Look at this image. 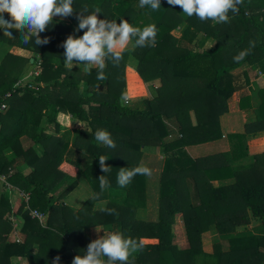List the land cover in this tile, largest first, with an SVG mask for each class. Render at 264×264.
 <instances>
[{"label":"trees","instance_id":"obj_1","mask_svg":"<svg viewBox=\"0 0 264 264\" xmlns=\"http://www.w3.org/2000/svg\"><path fill=\"white\" fill-rule=\"evenodd\" d=\"M138 5L139 0H73V16L53 18L40 34L50 38L46 45L23 44L18 30H10L16 37L10 39L0 29V46L31 52L25 57L8 49L0 57V103L7 104L0 113V264H14V258L53 264L57 256L71 264L83 255V231L91 227L142 243L134 264H264V224L258 232L238 230L251 216L264 217V152L253 155L252 163L242 162L248 135L264 130V88L258 90L255 120L242 132L225 135L231 149L201 157L186 151L224 137L219 119L236 90L232 71L244 63L264 68V0H244L238 14L228 13L226 24L188 17L167 0L157 11ZM85 6L89 12L99 8L100 19L120 23L123 18L140 28L155 24L156 46L124 51L118 66L106 62L104 80L97 79L95 67L90 72L84 65L66 67L60 45L69 35H83L74 29ZM175 28L178 37L171 33ZM209 39L213 44L200 49ZM249 41H256L251 54L234 62ZM154 81L159 83L155 95L142 98V107L120 100L122 93L128 100L141 95L144 84ZM249 100L241 97L240 107H250ZM68 117L85 128L70 129ZM97 129L111 134L114 149L95 140ZM145 148L164 156L156 221L137 216L146 203L145 176L137 175L126 187L116 181L120 168L138 166ZM100 156L111 166L105 174L110 186L102 193ZM227 178L234 183L212 184ZM79 181L100 196L89 195L75 208L65 199ZM14 189L28 199L13 205ZM178 215L185 247L175 241ZM11 217L21 220L22 241L10 239ZM211 226L219 241L205 252L202 235Z\"/></svg>","mask_w":264,"mask_h":264},{"label":"clouds","instance_id":"obj_2","mask_svg":"<svg viewBox=\"0 0 264 264\" xmlns=\"http://www.w3.org/2000/svg\"><path fill=\"white\" fill-rule=\"evenodd\" d=\"M171 7L178 6L182 13L188 17H197L201 22L211 20L214 23H229L228 13H239V6L244 4V0H167ZM73 0H0V29L3 36L15 39L12 31L20 32V40L23 44L34 42L36 46L49 43V37L41 38L54 17L61 20L73 16L76 12L73 9ZM140 8L148 7L152 11L161 8V0H139ZM9 15L5 19L4 14ZM99 8L89 12L87 6L76 15L78 21L75 32L83 31L82 36L69 35L60 45L64 49V64L73 68L74 65H84V71L90 72L93 67L97 69V79L104 80L106 76L104 69L106 62L110 61L113 66H118L124 58V51L135 50L136 48L155 47L158 29L155 24L134 27L127 20L121 18L117 20L100 19ZM256 46V41H249V47L241 50L233 57L234 62H240L251 54ZM120 100L127 103L126 93H122ZM123 106V105H122ZM97 142L108 148H115V141L111 134L104 129H97L94 133ZM99 167L104 175L98 178L101 193L109 187L106 173L111 171L104 156L99 158ZM137 175L150 176L151 169L141 163L134 168L122 167L117 174V184L120 187L128 186ZM100 193H90V199L95 200ZM107 214H115V209H102ZM97 238L90 241L83 251V255H76L71 264H134V253L143 250V245L138 240L126 238L120 232L103 231L95 229ZM60 257L53 260V264H59Z\"/></svg>","mask_w":264,"mask_h":264},{"label":"crops","instance_id":"obj_3","mask_svg":"<svg viewBox=\"0 0 264 264\" xmlns=\"http://www.w3.org/2000/svg\"><path fill=\"white\" fill-rule=\"evenodd\" d=\"M57 19H60V17H54ZM67 18H64L63 20H65ZM180 32V31H178ZM181 33V32H180ZM179 34H174L175 36H180ZM213 40L209 39L205 42L204 46L200 49L203 48H208L213 44ZM0 49H5L4 52L6 50H11L10 52L21 55V56H25V57H29L31 55V52L21 48L18 45H10L8 48H5L3 45L0 46ZM30 58V62H31ZM232 73L234 74V79H235V84H236V90L233 92V95L230 97L232 104L229 103L228 100V111L226 113H224L223 115L220 116L219 122H220V128L222 133L224 134L223 138L220 140H217L215 142H211V143H204V144H199V145H194V146H190V147H186V151L189 153L190 150L194 151V149H198V148H202V150H205V153H202L200 155H192V153L190 152V156L193 157H201L204 156L206 154H214L216 152H220V151H228L229 149H231V146L229 144V141L227 139V135L228 133H235V132H242L243 128H244V124L248 123V122H252L255 120V108L259 105V103L261 102L260 97L258 95V90L261 88H264V68H260L259 65H251L249 63H244L241 66L237 67L236 69H234L232 71ZM28 77V75L23 76L22 80L26 79ZM148 84H153L154 87L156 88V83H147L146 85V89L147 86H149ZM147 91V90H146ZM249 97V104L250 107H246V108H241L240 107V98L241 97ZM141 96L138 97H133L130 98L131 101L133 99H138L140 100ZM150 97L149 95H144L141 97L142 98H147ZM234 100H235V105H234ZM235 106V108H234ZM70 121V122H69ZM67 122L68 124H70L72 122V120L70 119V117L67 118ZM71 129V127H69ZM189 149V150H188ZM143 150H149V149H143ZM153 151V150H152ZM264 152V130L263 131H259V132H255V133H251L248 135L247 137V156L245 157V159L242 161L243 163H252L253 162V155L258 154V153H262ZM162 169V168H161ZM160 171L156 174V172L154 173V170L151 169V175L150 176H145L146 178V186H148L149 180L150 178L154 181V184L152 183L151 185H153V189L155 190V197L156 200H158V186H159V177H160ZM156 170V169H155ZM234 179L233 178H227V179H222V180H215L212 181V184L214 186H224V185H230L232 183H234ZM152 182V181H151ZM151 189V188H149ZM149 189H148V193H149ZM13 191H17L18 190L14 189ZM153 192V190H152ZM21 193V192H20ZM154 194V192H153ZM20 196V195H19ZM16 197V200L14 203H12L13 205L17 204L20 199L21 196ZM11 201V199H10ZM142 210V208L140 209ZM157 210H158V206H157ZM158 216V213L156 214V216L153 219H149L152 221H156V218ZM15 219L18 217H14ZM20 222L21 220L18 219ZM264 224V217L262 218H258V217H250V222L246 225L243 226H239L238 230H243V229H248L251 230L253 232H256V227L259 225H263ZM97 227H91V228H86L83 231V235L87 236V233L85 232V230L88 229L89 232L94 233V235H98L97 232L95 231ZM100 231L99 235L102 236L104 233L103 231H107V229L103 228H97ZM215 232V233H214ZM20 234V237H16L17 234ZM18 233L16 234V236L14 238H16L17 240L22 241L23 239V234L18 231ZM203 235L205 237H207V241H203V237H202V248L205 252H211L212 251V245L214 243H216L218 238L217 232L215 230L214 227H210L208 231H206L205 233H203ZM202 235V236H203ZM209 235V236H208ZM11 237V236H10ZM97 237L93 238L96 239ZM92 239V238H91ZM84 240L86 241V243H84V247H87L89 240H86L84 238ZM92 241V240H90ZM185 247V246H184ZM13 263L14 264H28L27 259L23 258L19 261H17L15 258L13 259ZM59 264H63V262H59Z\"/></svg>","mask_w":264,"mask_h":264},{"label":"rangeland","instance_id":"obj_4","mask_svg":"<svg viewBox=\"0 0 264 264\" xmlns=\"http://www.w3.org/2000/svg\"><path fill=\"white\" fill-rule=\"evenodd\" d=\"M178 31H180V29L175 28L174 30L171 31V33L177 35V34L180 33ZM4 50L5 49H0V57L4 53ZM129 50H131V46H129ZM9 51H11V50H9ZM74 67H77V66L74 65ZM154 82L156 83V87H157V85H159V83L157 81H154ZM146 85H147V83L144 84L145 92H143L139 96L142 97L145 94L149 95L150 97L154 96L155 95V87H154V85L153 84H148L149 86H147V89H146ZM136 97H138V96H136ZM141 97L139 98L140 100L133 99L131 101V99H130V100H128L129 102H127V104H130V105H133V106H141L142 107V105H141L142 104ZM229 103L232 104L231 99H229ZM234 105H235V100H234ZM234 108H235V106H234ZM68 127H71V129L80 128V127L81 128H85V124L84 123H80V122L78 123V122L72 121L70 124H68ZM190 152L192 153V155H200L202 153H205V150H202V148H198V149H194V151L190 150ZM163 160H164V156L161 153H159V152H157L155 150L154 151H152V150H143L141 159H140V161H138V165L143 163L144 165L148 166L150 169L154 170V173L157 171L156 172V174H157L160 171V169L162 168ZM154 181H155V179L152 180L150 178L148 186H146V200H145L146 203H145V206L142 207V210H139L138 213H137V216L140 219H143V220L153 219L156 216V214L158 213V210H157L158 200H156L155 190L153 189V185H151L152 183L154 184ZM145 184H146V178H145ZM149 188H151V189H149ZM0 189H1V185H0ZM148 189H149V193H148ZM152 190H153L154 194H153ZM19 195L21 196V198L24 201H26L28 199V198L27 199L23 198L22 197V193H20V192L11 191L10 192L11 202L14 203L15 200H16V197L19 196ZM89 195H90V191H89L88 187L83 182L79 181L78 185L75 186L67 194V198L65 199V201L68 204H71L72 206H74L75 208H79ZM11 219H12V230L10 232V236H11L10 239H13L16 236V234L18 233V231H20L21 222L18 220L19 218L15 219L14 217H11ZM260 227H262V225L257 226L255 231L258 232ZM173 231H174V234H175L176 243L180 247L186 246L187 244H186V239H185V235H184L183 224L181 222V218H180L179 215L175 217V221H174V224H173ZM85 232L87 233V236L83 235V240L85 238L86 240H89V242H90V240H93V238L97 237L96 235H94V233L89 232L88 229L85 230ZM16 237H20V234L18 233ZM202 237H203V241H207V237H205L204 235ZM216 241L218 242L219 239H217ZM84 243H86L85 240H84ZM84 250H86V247L83 248V251Z\"/></svg>","mask_w":264,"mask_h":264},{"label":"built area","instance_id":"obj_5","mask_svg":"<svg viewBox=\"0 0 264 264\" xmlns=\"http://www.w3.org/2000/svg\"><path fill=\"white\" fill-rule=\"evenodd\" d=\"M6 95L8 96L9 93H7ZM127 102H128V100H127ZM6 109H7V104H6V102H2V103H0V113L4 112ZM8 187H9V186H8ZM9 188H10V187H9ZM21 193H22V192H21ZM22 196H23V198H25V199L28 198L27 194H25V193H22ZM30 215H32L33 217H37V218H39L40 220L42 219V214L38 213V212L35 211V210H31V211H30Z\"/></svg>","mask_w":264,"mask_h":264},{"label":"water","instance_id":"obj_6","mask_svg":"<svg viewBox=\"0 0 264 264\" xmlns=\"http://www.w3.org/2000/svg\"><path fill=\"white\" fill-rule=\"evenodd\" d=\"M33 61V59H31V62Z\"/></svg>","mask_w":264,"mask_h":264}]
</instances>
